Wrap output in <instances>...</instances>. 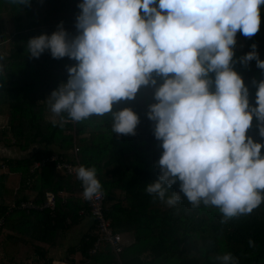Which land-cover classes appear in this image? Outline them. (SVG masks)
I'll list each match as a JSON object with an SVG mask.
<instances>
[{"label":"trees","instance_id":"obj_1","mask_svg":"<svg viewBox=\"0 0 264 264\" xmlns=\"http://www.w3.org/2000/svg\"><path fill=\"white\" fill-rule=\"evenodd\" d=\"M82 2L0 0V114L5 116L0 123V233L5 234L4 242L26 244L44 259L41 264H48L49 247L59 233L90 216L75 172L64 174L56 168V162L64 160L95 167L104 190L105 216L121 241L127 238L119 253L121 264H221L216 257L225 252L232 253L238 264H264V202L250 215L222 223L219 209L203 204L193 208L183 193L175 206H168L166 199L180 192L179 180L168 188L164 201L145 191L147 184L158 179L163 151L154 135L156 122L147 115L149 105L156 103L154 93L162 77L153 73L155 85H142L134 99L113 104V111L127 107L138 116L134 135L113 132L110 113L81 122L72 121L66 113L61 121L51 113L49 95L67 82L68 68L78 62L68 56L54 58L49 49L33 57L28 41L41 34L50 36L60 27L67 39L74 38ZM235 41L230 67L241 76L249 104L256 106L264 70L255 60L245 65L240 58L255 44L259 59L264 60V5L260 6L259 31L251 38L237 31ZM209 77L213 80L210 91H214L215 74ZM52 120L57 123L53 125ZM246 136L262 144L264 155V137L255 115ZM7 149L13 153L8 155ZM13 176L18 181L10 190L7 183ZM47 191L55 197L53 210H9L12 202L30 198L41 203ZM98 236L93 219L79 239L80 261L118 264L106 242H99L91 252ZM249 239L255 247H249Z\"/></svg>","mask_w":264,"mask_h":264},{"label":"clouds","instance_id":"obj_2","mask_svg":"<svg viewBox=\"0 0 264 264\" xmlns=\"http://www.w3.org/2000/svg\"><path fill=\"white\" fill-rule=\"evenodd\" d=\"M261 5L264 0H83L74 38L67 39L60 27L31 38L28 51L39 57L49 49L54 58L78 62L49 95L54 116L62 121L66 113L81 122L110 113L117 134L134 135L138 116L127 107L113 111V104L134 99L142 85H155L153 73L162 77L147 115L156 122L154 135L163 151L158 179L145 191L164 201L179 180L180 192L166 199L168 206L183 193L193 208L219 209L227 223L264 202L262 144L246 136L255 115L264 137V80L251 106L241 76L230 67L235 34L251 38L259 31ZM251 48L240 62L255 60L264 70L256 45ZM209 73L215 74L214 91ZM75 174L84 200L103 197L95 167L80 165ZM248 245L255 247L251 239ZM216 259L238 264L230 252Z\"/></svg>","mask_w":264,"mask_h":264},{"label":"crops","instance_id":"obj_3","mask_svg":"<svg viewBox=\"0 0 264 264\" xmlns=\"http://www.w3.org/2000/svg\"><path fill=\"white\" fill-rule=\"evenodd\" d=\"M16 178H18L16 176ZM93 222L91 216L84 217L77 225L65 231H61L56 243L49 247L48 256L51 258L48 264H84L80 261L78 243L80 237L90 228ZM5 234L0 233V257L3 264H41L44 261L33 249L24 243H5ZM127 240L123 239L122 243ZM77 247L76 251L71 248ZM89 264V263H86Z\"/></svg>","mask_w":264,"mask_h":264},{"label":"built area","instance_id":"obj_4","mask_svg":"<svg viewBox=\"0 0 264 264\" xmlns=\"http://www.w3.org/2000/svg\"><path fill=\"white\" fill-rule=\"evenodd\" d=\"M77 167L78 166H75L64 160L56 162V168L61 172H63L64 174L74 173ZM80 187L83 189L82 184L80 185ZM82 193H81V197L83 199ZM85 201L87 204V212L96 222V227L99 233L97 240L95 241L93 247L91 248V252L96 250L99 242L102 241L106 242L110 245L112 251L118 258L117 263L121 264V261L119 259V253L123 249V244L120 236L113 231L109 219L105 216L103 197L100 199L94 198L91 201H87V200ZM54 206H55L54 194L51 191H47L45 193V200L43 202L37 204L31 198L26 200H21L18 203L12 202L9 206V210L19 209V210L29 211V210H43L44 208H49L50 210H53ZM81 212L82 210L80 211V213Z\"/></svg>","mask_w":264,"mask_h":264},{"label":"rangeland","instance_id":"obj_5","mask_svg":"<svg viewBox=\"0 0 264 264\" xmlns=\"http://www.w3.org/2000/svg\"><path fill=\"white\" fill-rule=\"evenodd\" d=\"M4 117H5L4 114H0V123H3V121H4V119H5ZM6 153H7L8 155H10V154H12L13 152L10 151L9 149H7V150H6ZM1 154H3V152L0 150V155H1ZM17 181H18V178H16V176H13L11 182L8 181V183H7V185H8V189H10V190H14V188H15V186H16V184H17ZM122 239L125 240V239H127V238L122 237Z\"/></svg>","mask_w":264,"mask_h":264}]
</instances>
